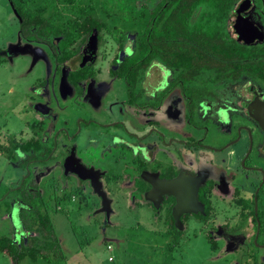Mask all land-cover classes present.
<instances>
[{
  "label": "flooded vegetation",
  "instance_id": "1",
  "mask_svg": "<svg viewBox=\"0 0 264 264\" xmlns=\"http://www.w3.org/2000/svg\"><path fill=\"white\" fill-rule=\"evenodd\" d=\"M10 1L14 6L15 0ZM262 7L256 0H251V6L241 15L264 34ZM238 13L239 8L236 15ZM18 30L20 34V22ZM23 42L41 47L51 57L55 73L44 81V85L39 81L33 87L34 97L28 99L27 107L34 112V116L27 133L20 131L17 137L13 131L3 133L6 126H0V134L4 135L5 141L0 144V153L5 154L12 162L13 170L19 174L9 189L13 195L9 196L8 190L5 199H13L14 192L26 182L49 189L50 199L59 188L58 183L64 188L69 185L70 188H78L80 192L85 188L92 192L88 180H81L71 172H65L63 161L71 154L85 170L101 174L98 181L110 201L109 215L112 212L109 194L129 206L145 203L156 214L165 213L167 233L173 236L175 243L193 220L202 226L209 248L217 259H227L226 264H264V133L248 115L246 108L255 97L264 101V88L256 85L240 89L228 88L235 84L224 83H198L189 88H181L180 85L172 84L174 77L169 69L153 64L147 70L141 88L131 94L125 85L124 99L118 101L111 96L112 83L122 80L112 74L117 67H111L107 75L92 65L79 63L67 69L56 62L46 45L26 40ZM87 47L82 55L91 62L92 59L87 57ZM4 53L0 47V64ZM45 53L40 55L44 56ZM165 70L168 76L164 75ZM71 72H77L75 80L70 77ZM153 72L152 83L150 79ZM63 75L67 83L65 87L60 84ZM59 88H65L63 97L58 95ZM101 102L103 109L99 113L91 115L88 112L89 115H86L87 105L98 107ZM182 103L183 122L194 128L204 127L206 134L188 140L170 137L167 144L164 141L166 133L171 136L176 129L163 124L162 119H180L182 113L177 107ZM124 106L129 111V117L143 118V125L135 123L132 118H120ZM77 110L83 116L73 118L65 115ZM63 112L66 113L62 115ZM73 122L77 125L69 131L68 127ZM91 124L102 130L98 137L93 136L97 132L91 130ZM209 126L214 132V139L211 137L213 132L208 136ZM112 127L120 129L117 131L121 134L110 133ZM64 134L69 142L75 140L76 145L67 144L63 138H59ZM130 137L134 142H129ZM84 138L87 146L81 148L78 141ZM36 146L40 148L38 152ZM178 146L180 149L176 148ZM225 151V158L212 155H220ZM192 157L199 163L193 165L194 161L189 159ZM204 160L212 166L210 169L201 167ZM121 162L123 167L119 172L111 174L112 169L108 165L120 167ZM135 172H147L162 181H171L180 175L191 179L200 176L195 193L198 210L182 214L177 227L171 218L176 199L163 195L157 208L150 201L139 200L136 194L146 193L151 187L134 175ZM80 197L86 201L84 196ZM131 198L138 202L131 204ZM99 205L97 209L101 208V201Z\"/></svg>",
  "mask_w": 264,
  "mask_h": 264
},
{
  "label": "rangeland",
  "instance_id": "2",
  "mask_svg": "<svg viewBox=\"0 0 264 264\" xmlns=\"http://www.w3.org/2000/svg\"><path fill=\"white\" fill-rule=\"evenodd\" d=\"M31 2V0H15L16 5L25 4L29 10L33 7ZM91 4L95 18L99 23H104L107 29L98 32L101 36L100 40H97V32H94L81 47L78 56L67 61L64 67L71 69L78 62L81 65H92L94 69L107 75V71L111 67H116L112 63L114 60L119 62L123 56L131 55L130 51L134 49L135 39L147 23L151 4L150 0H92ZM45 6L51 12L52 8L49 3ZM238 8L239 5L235 8L229 27L231 35L235 38L238 35L233 23L237 20ZM249 15L251 16V12ZM18 28L19 22L13 14L9 0H0V47L5 52L3 62L0 64V126H6L3 128V133L8 130L13 131L17 137L20 136V131L27 133L28 126L33 121L34 112L28 110L27 107L28 99L34 97L33 87L39 81L42 85L55 73L51 57L41 47L36 48L41 50L42 54L45 53L44 58L41 55L36 59L31 53L16 52V47L28 45L21 39ZM91 40H94V52L92 61L88 62L86 56L82 54ZM32 47L35 46L32 45ZM126 48L129 50L125 52ZM164 75L168 76L169 73L165 70ZM153 80L154 72L150 81L153 83ZM250 85L264 88L258 83L253 84L249 81H241L228 88L240 89ZM112 88L111 96H114L115 100L124 99L125 84L122 80H115L112 83ZM58 95L64 96L61 88L58 89ZM102 107V102L98 107L87 105L86 115L88 112L95 115L103 109ZM177 108L182 113L180 119H162L163 124L176 129L174 130L175 134L171 136L167 135L165 131L164 141L168 144L171 140L170 137L180 140L203 137L206 134L204 127L194 128L183 122V103L179 104ZM65 113L63 112L62 115ZM128 113L129 111L125 107L122 117L121 115L119 117L122 119L132 118L135 123L143 125V118L140 116L129 117ZM65 115L73 118L77 115L83 116L79 110L74 111L73 114L66 113ZM74 125L73 122L68 130L73 129ZM90 128L93 132H97L93 134L95 137H98L99 132H102L96 125L91 124ZM209 129L208 136L213 132L210 126ZM117 130L120 129L112 127L109 132L117 133L119 132ZM25 135L23 133V137ZM213 136L214 132L211 137L213 138ZM3 137L4 135L0 134V144L5 142ZM59 138H63L67 144L76 145L74 144L75 140L69 142L65 134L60 135ZM129 142H134L131 137ZM78 144L81 145V148L86 147L87 140L84 138L80 142L78 141ZM176 148L180 149L179 146ZM140 151L145 156L144 150ZM95 154L97 153L95 152ZM212 155L215 158H225L226 151L220 155ZM189 159L194 161L193 165L199 163L195 157ZM201 163L202 168L210 169L212 167L205 160ZM108 167L112 169L111 174H117L123 167V163L120 167L110 165ZM13 169L12 162L5 154L0 153V237L8 236L14 243L21 245L26 241L27 235L23 231L19 212L25 207L20 203H13L14 205L11 206L13 208L9 209L8 200L5 199L7 191L12 188V181L19 175ZM58 186L59 188L52 194L51 199L48 197L49 189L43 186L40 190L45 197L46 207L51 215L55 233L64 254L65 264H226L227 259H217L214 256L204 232H202V226L193 220L188 223L182 236L175 243L173 236L167 233L164 212L156 214L151 206L141 202L138 206H129L126 202L119 199L117 201L116 197L113 198L109 194L108 197L112 199V212L109 217H106L104 213H99L100 208H97L100 206V200L89 188H85L81 194H77L78 188H70L69 185L64 188L59 183ZM9 195L12 196L13 193L11 192ZM127 195L130 196L129 192ZM80 196H84L86 201ZM131 199V204L138 202L134 198ZM0 264H10L7 257L1 253ZM21 264L47 263L43 260L33 263L25 259Z\"/></svg>",
  "mask_w": 264,
  "mask_h": 264
},
{
  "label": "trees",
  "instance_id": "3",
  "mask_svg": "<svg viewBox=\"0 0 264 264\" xmlns=\"http://www.w3.org/2000/svg\"><path fill=\"white\" fill-rule=\"evenodd\" d=\"M31 1L30 10L25 4L14 3L21 20L20 35L23 40L46 45L62 67L78 56L94 32L100 40L98 32L107 29L95 18L92 0ZM241 1L150 0L147 23L136 37L131 55L123 56L119 62L114 60L117 69L112 74L124 81L131 94L141 88L153 64L169 69L174 77L172 84L181 88L198 83L231 85L241 81L264 87V42L244 45L229 31L230 19ZM256 1L264 12V0ZM47 3L51 12L45 6ZM77 75L70 73L73 80ZM35 150L38 152L39 146ZM28 184L17 189L15 197L7 203L9 209L13 203L25 207L19 217L27 239L18 245L10 237L1 236L0 253L10 264H21L25 259L33 263L43 260L47 264H65L45 197L39 186ZM77 194H81L80 190Z\"/></svg>",
  "mask_w": 264,
  "mask_h": 264
},
{
  "label": "water",
  "instance_id": "4",
  "mask_svg": "<svg viewBox=\"0 0 264 264\" xmlns=\"http://www.w3.org/2000/svg\"><path fill=\"white\" fill-rule=\"evenodd\" d=\"M13 14L20 22L19 15L12 2L9 0ZM251 6V0H242L239 5V13L235 22V28L237 31V40L244 45H253L256 43L264 42L263 32L249 19L243 17L241 13L246 12ZM16 52L20 54L31 53L38 59L41 55V50L31 45H23L22 47H16ZM94 52V40H91L87 47V57L93 58ZM44 58V56H42ZM61 87L67 86L65 77L61 80ZM62 93L65 88H61ZM261 96V95H260ZM248 115L257 123L258 127L264 133V101L255 97L252 102L247 106ZM65 172H71L81 180H88L93 192L98 196L101 201V208L99 213H105L108 217L110 212V201L107 199L105 193L101 190V185L98 178L101 174L98 171L85 170L71 154L63 161ZM134 175L141 178L144 182L148 183L151 189L143 194H136L137 198L141 201H150L155 208L163 195L173 196L176 199V203L171 210V218L179 227V218L182 214L193 213L198 210V205L195 197L196 187L200 181V176L191 179L185 176H179L171 181H162L157 179L156 175L149 174L147 172H135Z\"/></svg>",
  "mask_w": 264,
  "mask_h": 264
}]
</instances>
